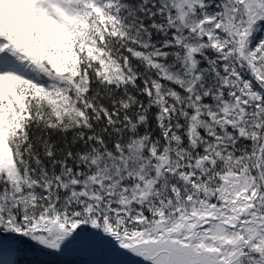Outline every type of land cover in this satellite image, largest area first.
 <instances>
[{"label":"snow or ice","instance_id":"6c2138e0","mask_svg":"<svg viewBox=\"0 0 264 264\" xmlns=\"http://www.w3.org/2000/svg\"><path fill=\"white\" fill-rule=\"evenodd\" d=\"M70 252L264 264V0H0V264Z\"/></svg>","mask_w":264,"mask_h":264},{"label":"rangeland","instance_id":"374dc122","mask_svg":"<svg viewBox=\"0 0 264 264\" xmlns=\"http://www.w3.org/2000/svg\"><path fill=\"white\" fill-rule=\"evenodd\" d=\"M68 260L73 261L74 264H97V262L103 260V257L93 256L84 253H68L65 255Z\"/></svg>","mask_w":264,"mask_h":264},{"label":"trees","instance_id":"16d2710c","mask_svg":"<svg viewBox=\"0 0 264 264\" xmlns=\"http://www.w3.org/2000/svg\"><path fill=\"white\" fill-rule=\"evenodd\" d=\"M32 256H33V253L29 252L27 258H31ZM44 259H48V258L45 257ZM57 264H74V262L68 260L66 256H63L60 258V260L57 262Z\"/></svg>","mask_w":264,"mask_h":264}]
</instances>
